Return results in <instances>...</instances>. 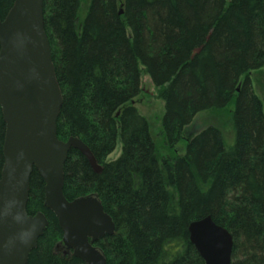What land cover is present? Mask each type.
Instances as JSON below:
<instances>
[{"label": "trees", "instance_id": "16d2710c", "mask_svg": "<svg viewBox=\"0 0 264 264\" xmlns=\"http://www.w3.org/2000/svg\"><path fill=\"white\" fill-rule=\"evenodd\" d=\"M14 4L0 0V22ZM44 14L63 97L57 136L82 140L102 167L72 150L64 195L96 196L112 218L115 234L95 244L107 264H205L188 229L209 216L233 236L232 264H264V105L251 80L264 68V0H44ZM143 73L165 104L169 147L200 114L230 107L233 146L209 124L185 155L161 157L134 105ZM5 135L0 106V180ZM27 212L48 220L28 264H85L63 245L36 170Z\"/></svg>", "mask_w": 264, "mask_h": 264}, {"label": "water", "instance_id": "95a60500", "mask_svg": "<svg viewBox=\"0 0 264 264\" xmlns=\"http://www.w3.org/2000/svg\"><path fill=\"white\" fill-rule=\"evenodd\" d=\"M62 104L44 0H15L0 22V106L6 124L0 264H28L47 230L43 213L32 216L27 212L34 170L45 182V207L59 222L63 245L85 264H107L95 244L115 234L112 218L96 196L69 201L64 195V166L72 150L82 153L96 173L102 167L82 140L58 138ZM188 232L205 264H232L233 236L212 217L192 222Z\"/></svg>", "mask_w": 264, "mask_h": 264}, {"label": "rangeland", "instance_id": "374dc122", "mask_svg": "<svg viewBox=\"0 0 264 264\" xmlns=\"http://www.w3.org/2000/svg\"><path fill=\"white\" fill-rule=\"evenodd\" d=\"M82 7V12H84L86 4ZM81 17H85V12ZM251 80L255 94L261 99L264 105V68L253 72ZM134 105L140 115L148 121L159 155L163 158H175L185 155L188 140L201 128L209 124H219L223 126L222 129L225 135L227 148H231L234 144L235 135L230 117V112H233L234 107H230L224 114L220 115L214 112H204L200 114L196 118L195 123L187 129L184 139L172 148L167 145L163 131L165 104L160 98L158 89L155 88L150 77L145 73L142 74V91L134 100ZM121 154L122 144L121 141L118 140L117 148L108 158V162L116 161Z\"/></svg>", "mask_w": 264, "mask_h": 264}]
</instances>
